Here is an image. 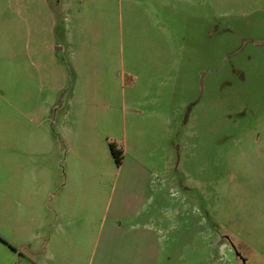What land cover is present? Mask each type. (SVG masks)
Listing matches in <instances>:
<instances>
[{
	"label": "rangeland",
	"instance_id": "374dc122",
	"mask_svg": "<svg viewBox=\"0 0 264 264\" xmlns=\"http://www.w3.org/2000/svg\"><path fill=\"white\" fill-rule=\"evenodd\" d=\"M64 14L47 10L43 0H0V103H12L5 110L14 151L20 138L29 143L27 183H38L31 172L38 130L53 134L57 123L81 117L80 102H119L126 111L152 105L166 118L126 122L132 148L126 153L122 141L112 140L123 152L121 163L100 166V152L89 150L94 166L78 172L77 182L105 184L99 197L109 203L152 196L156 220L165 213L185 215L162 228L169 239L186 235L185 264H201L191 249L200 219L215 238L205 252L207 264H264V0H205L196 10L174 5L167 29L152 32V49L145 51L152 61L144 63L134 58L142 30L123 19L90 29L89 74L83 43L77 47L84 35ZM123 66L132 71L124 70V78ZM141 69L152 72L149 83ZM99 116L92 109L88 118L92 123ZM116 129L122 137L123 124ZM52 156L46 151L49 179L56 174ZM57 172L59 184L67 182L65 168ZM163 255L153 249L152 262L163 263ZM171 256L178 264L180 253Z\"/></svg>",
	"mask_w": 264,
	"mask_h": 264
},
{
	"label": "crops",
	"instance_id": "0c3cea01",
	"mask_svg": "<svg viewBox=\"0 0 264 264\" xmlns=\"http://www.w3.org/2000/svg\"><path fill=\"white\" fill-rule=\"evenodd\" d=\"M204 3L205 0H43L47 10L65 12L64 20L79 30V36L84 35L77 47L80 45L81 49L83 43L88 74L92 70L88 66L93 64L90 47L93 38L88 37L90 29H106L109 23L116 19L121 23L123 19L142 30L139 46L143 50L138 46L134 58L136 64L144 63L145 60L152 61V55L145 53L152 49V32L167 29L168 10L174 5L196 10ZM73 45L76 43L72 41L70 48ZM124 70L132 72L123 66V78ZM148 73L152 72L139 71L140 78L146 83L152 79V74ZM121 80L123 83L124 79ZM141 89L143 86L139 84L138 90ZM149 91L144 90L145 93ZM152 91L157 92V89ZM149 101L152 99L145 103ZM154 103L159 104L158 101ZM78 105L82 109L81 117L57 123V131L53 134L46 133L44 129L39 133L38 130L35 135L38 159L31 168V172L37 174L38 183L28 184L29 143L26 137L24 142L20 138L14 151L13 128L8 120L10 113L5 110L12 103H0V264H155V258L152 262L153 249L164 252L163 263L156 264H173L172 252L180 253L178 264H185L183 257L190 249L184 240L186 235L169 239L162 232L165 223L171 229L176 218L187 220L185 215L165 213L156 220L152 218V196H125L109 203L106 198L99 197L105 184H79L76 180L78 172L94 166L88 161L89 150L100 152V166L113 160L109 146V150L106 149L109 140L122 141L128 153L127 149L132 148L129 141L132 129L127 128L126 122L131 125L137 119L166 118V115L157 112L152 105L148 109L141 105L133 106L131 111H126L124 104L119 102L99 105L82 101ZM92 109H95V115L100 113L93 119V124L88 118ZM72 111L74 107L68 113L72 114ZM120 124L124 128L122 137L116 129ZM46 140L48 144H45ZM46 151L53 155L54 170L56 167L52 179L48 178L50 170L46 174ZM13 157L19 158L16 166ZM61 166L66 170L67 182L64 184H59L58 180L57 170ZM202 222L200 219L196 223L195 245L191 249L197 254V262L207 264L205 252L215 247V238L213 232L204 230ZM227 250L231 257L232 248L229 246ZM259 254L264 258V251ZM219 261L217 263L220 264Z\"/></svg>",
	"mask_w": 264,
	"mask_h": 264
},
{
	"label": "trees",
	"instance_id": "16d2710c",
	"mask_svg": "<svg viewBox=\"0 0 264 264\" xmlns=\"http://www.w3.org/2000/svg\"><path fill=\"white\" fill-rule=\"evenodd\" d=\"M110 153L115 161L116 164H120L123 156V152L121 149L118 148L116 143L112 140L108 142Z\"/></svg>",
	"mask_w": 264,
	"mask_h": 264
}]
</instances>
